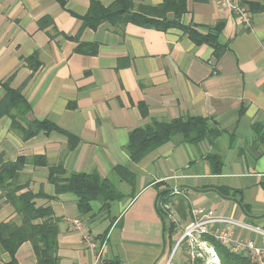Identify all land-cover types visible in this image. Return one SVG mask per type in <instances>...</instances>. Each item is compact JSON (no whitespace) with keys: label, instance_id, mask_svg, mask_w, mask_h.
Segmentation results:
<instances>
[{"label":"crops","instance_id":"0c3cea01","mask_svg":"<svg viewBox=\"0 0 264 264\" xmlns=\"http://www.w3.org/2000/svg\"><path fill=\"white\" fill-rule=\"evenodd\" d=\"M115 1L0 0V80L22 89L31 104L28 120H49L76 138L41 131L23 140L12 130V118L0 115V154L5 161L27 158L20 184L58 218L59 264L95 262V252L72 225L75 218L105 241L109 264H165L173 245L158 211L163 190H170L169 204L182 225L193 209L206 207L264 227V0H246L252 29L219 0H187L183 24L207 31L225 23L220 56L178 27L85 23L93 5ZM168 19H175L174 12ZM4 96L0 86V101ZM183 116L213 117L221 134L190 143L178 133L141 161L130 159L126 146L133 129ZM60 162L67 175L98 171L112 177L124 196L109 213L83 217L78 197L57 192L50 180V168ZM117 166L136 173L134 186L115 176ZM181 198L190 207L185 216L177 210ZM9 220L20 222L0 197V223ZM238 235L252 236L246 230ZM11 259L0 246V264ZM17 260L38 264L31 242L20 246Z\"/></svg>","mask_w":264,"mask_h":264},{"label":"trees","instance_id":"16d2710c","mask_svg":"<svg viewBox=\"0 0 264 264\" xmlns=\"http://www.w3.org/2000/svg\"><path fill=\"white\" fill-rule=\"evenodd\" d=\"M60 1L64 3L66 0ZM186 11L187 0H164L158 5H141L136 8L133 0H116L109 7L93 5L84 20L92 28H96L103 21L121 25L134 22L164 31L178 27L196 44H209L214 48L215 55L220 56L226 45L219 42L218 36L225 23L220 21L207 31H202L198 27L182 23L181 19ZM169 12L175 14V19L172 21L168 19ZM0 86L5 90V96L0 101V115H9L12 118L11 128L21 135L23 140L41 131L45 133L60 131L68 134L49 120H28L31 104L22 89L12 88L9 80H0ZM178 133L183 134L186 141L198 143L204 139L213 141L221 134V130L213 117L183 116L162 121L153 119L150 123L130 132L126 146L130 159L135 163L141 161L148 153L165 144ZM68 136L71 141L76 140L72 135L68 134ZM26 160V157H19L16 161H5L0 154V197H5L14 207L20 220V222L9 220L0 223V246L11 254V264H18L17 251L27 241L33 245L38 264H59L58 218L49 206H37L33 192L26 189V184H20L21 171ZM114 173L121 182L134 186L136 173L128 166H117L114 168ZM50 180L57 192H71L78 197V208L83 217L93 218L103 211L109 213L112 203L124 196L112 177L103 176L98 171L74 172L67 175L62 162L50 168ZM159 196L161 205L169 204L171 201L170 190L161 191ZM159 205L158 211L165 223V232L167 230L166 238L172 246L175 241V224L167 220L168 211ZM189 208L186 198H181L177 205L179 214L185 216ZM40 220L42 222H39ZM211 241L219 254L221 264H252L248 256L232 253L213 239ZM197 264H203V260L199 259Z\"/></svg>","mask_w":264,"mask_h":264},{"label":"built area","instance_id":"2783aa9c","mask_svg":"<svg viewBox=\"0 0 264 264\" xmlns=\"http://www.w3.org/2000/svg\"><path fill=\"white\" fill-rule=\"evenodd\" d=\"M219 2L223 9L235 15L247 28L252 29L254 13L248 7L246 0H219ZM163 207L168 211L167 220L175 224V230L177 226L180 229L176 230L175 243L165 264H197L199 259L203 260V264H221L211 239L232 253L248 256L252 264H264V227L216 213L206 207L193 209L191 221L182 225L170 204H163ZM72 225L81 232L85 246L95 252L94 264H109L103 250L105 241L99 240L80 218H75ZM243 230L248 231L252 236L240 237L238 231ZM256 236L259 240L254 238ZM179 252L182 262L175 263L174 257Z\"/></svg>","mask_w":264,"mask_h":264},{"label":"rangeland","instance_id":"374dc122","mask_svg":"<svg viewBox=\"0 0 264 264\" xmlns=\"http://www.w3.org/2000/svg\"><path fill=\"white\" fill-rule=\"evenodd\" d=\"M174 227H176V226H174ZM177 228H178V226H177ZM177 228H176V230H177ZM176 230H175V232H174V235H175V233H176ZM178 230H180L179 228H178ZM176 236L177 235H175V237H174V239H176ZM175 243V242H174ZM173 246H174V244H173ZM173 246H172V248H173ZM181 256H180V252L179 253H177L176 255H175V257H174V262L175 263H178L181 259Z\"/></svg>","mask_w":264,"mask_h":264}]
</instances>
